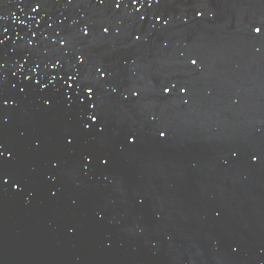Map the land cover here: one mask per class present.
I'll return each instance as SVG.
<instances>
[{
    "label": "water",
    "instance_id": "1",
    "mask_svg": "<svg viewBox=\"0 0 264 264\" xmlns=\"http://www.w3.org/2000/svg\"><path fill=\"white\" fill-rule=\"evenodd\" d=\"M46 2L72 38L65 67L82 52L81 78L93 81L103 63L118 91L98 90L105 132L90 133L61 90L19 94L17 61L28 53L0 52V94L17 98L0 111V144L14 156L0 160V176L11 177L0 181V264H264V165L251 161L264 152V45L248 31L264 0H206L211 17L189 24L193 0H162L173 23L145 27L140 44L129 35L136 26L97 0ZM20 7L0 0L5 15L23 17ZM105 21L120 34H103ZM85 23L92 32L81 38ZM191 52L203 71L185 68ZM60 55L48 44L33 53ZM169 78L191 83L188 104L161 95ZM128 89L140 99L124 100ZM133 129L140 135L129 144ZM86 154L109 164L88 166Z\"/></svg>",
    "mask_w": 264,
    "mask_h": 264
},
{
    "label": "snow or ice",
    "instance_id": "2",
    "mask_svg": "<svg viewBox=\"0 0 264 264\" xmlns=\"http://www.w3.org/2000/svg\"><path fill=\"white\" fill-rule=\"evenodd\" d=\"M73 0H67L71 4ZM102 8L112 9L113 15H123L128 18L135 26V31L129 33L134 44L143 43L144 29L147 27L152 31L164 32L168 30L172 23V17L166 12L159 11L162 0H97ZM20 12L24 13L23 17L9 12L7 15L0 13V52H4L11 47L13 53L17 51L27 52V56H22L19 64L23 87L19 88V94L26 95V89L39 87L43 91L50 89H59L66 97L69 107H77L82 117L87 119L81 120L82 128L87 132L103 134L105 125L102 119L101 103L98 98V90L104 88L109 92L116 93L118 88L109 82L112 80L109 68L103 63L95 65L96 76L93 81H85L81 78V69L88 64L87 57L81 52L76 54V59L66 68L64 55L72 52L73 42L66 30V18L61 15L57 16L51 13L47 7L46 0H18ZM192 16L185 19V24L195 23L197 20L204 21L211 17V12L206 0H193L188 5ZM107 25V26H105ZM103 34L116 35L120 34V28L113 25L110 21H105L99 25ZM110 29L112 31H110ZM81 38L90 37L92 25L85 23L80 27ZM248 31L253 41L264 45V16L253 19L248 25ZM12 32L15 35H9ZM42 44H48L55 47L57 51L63 52V55L51 57L47 60L34 58L33 53L40 49ZM168 43L163 47L167 48ZM184 66L189 73L203 71L202 62H198L200 57L195 52L184 53ZM4 63H0V77L3 75L5 68ZM17 73H13L15 76ZM162 96L183 101L188 104L192 97V85L188 80L181 78H169L164 80L159 87ZM139 100L141 90L128 89L123 95L124 100L129 97ZM47 106L51 107V102L47 101ZM17 107V98L13 95L0 94V111L8 108ZM156 118L153 117V122ZM161 138L166 139V130L157 129ZM139 132L129 130L126 140L129 144L137 143ZM69 144L73 140H68ZM37 147L39 145L37 144ZM8 153L9 158L14 156L2 144H0V160ZM96 159L104 166H108L109 159L104 157H92V154L83 156L88 166L93 164ZM251 161L255 164L264 165V152H256L251 156ZM53 167H59L54 164ZM11 177H9V180ZM9 180L0 176V181L7 185ZM18 189V186H17ZM19 190V189H18Z\"/></svg>",
    "mask_w": 264,
    "mask_h": 264
}]
</instances>
